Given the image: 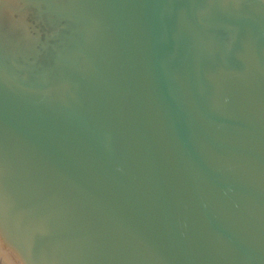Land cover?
Wrapping results in <instances>:
<instances>
[{"label": "water", "instance_id": "95a60500", "mask_svg": "<svg viewBox=\"0 0 264 264\" xmlns=\"http://www.w3.org/2000/svg\"><path fill=\"white\" fill-rule=\"evenodd\" d=\"M0 264H264V0H0Z\"/></svg>", "mask_w": 264, "mask_h": 264}]
</instances>
